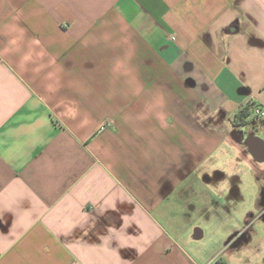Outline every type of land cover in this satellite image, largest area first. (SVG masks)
I'll return each instance as SVG.
<instances>
[{"label": "crops", "instance_id": "crops-1", "mask_svg": "<svg viewBox=\"0 0 264 264\" xmlns=\"http://www.w3.org/2000/svg\"><path fill=\"white\" fill-rule=\"evenodd\" d=\"M249 104L264 0H0V264H264L257 230L199 256L174 228L233 211L227 167L234 200L264 179Z\"/></svg>", "mask_w": 264, "mask_h": 264}, {"label": "rangeland", "instance_id": "rangeland-1", "mask_svg": "<svg viewBox=\"0 0 264 264\" xmlns=\"http://www.w3.org/2000/svg\"><path fill=\"white\" fill-rule=\"evenodd\" d=\"M227 169H229L228 171L230 172L229 176L224 180L221 181V179H217L216 181V186H217V200L219 202H225L226 204L230 202H232V204H234L233 206V211L231 210H227L224 209L222 206L218 207V209L215 210H210L208 211L207 209L200 211L201 214H205V216H201L198 214V211L193 210L190 211L191 214V221L195 222L196 225H188V226H178V227H174L175 229H180L183 228V232H187V230L189 231L188 233H186L187 236L190 235L189 239H191L190 243H182L181 245L184 246L185 251L189 252L191 255H199V256H205L208 254H211L212 252L217 251L220 247H224L226 241L229 239V237L232 235V233L229 234H225L222 237V232L224 230V228H226L225 224L228 223H235L237 222V219L240 217V213L242 212V210L245 208V205H249L250 207H252V209H248L247 211H244V215L245 217L247 216V214H252L255 213L256 215H259L260 210H256L255 203L257 201H261L260 198H262V193H263V189L262 187H264V179L262 180H256L255 175L253 174V172H250L249 178H243L242 181V187L244 190L248 191V193H244L242 192L239 193L238 199L234 200L233 198L236 196L235 192L234 195H230V193L228 195H224L221 194L220 189L224 188V184L225 188L228 186V190L230 191L232 188L235 189V187H239V180L235 179V175H232L233 172L235 171L234 167H227ZM251 166L249 168V170H251ZM248 170V171H249ZM219 189V190H218ZM238 191H240L238 189ZM230 204V203H229ZM228 212H232L234 213V216H231V214H228ZM245 219L244 218L241 222L237 223L240 224V228L245 225ZM257 221V222H256ZM255 225H254V229L255 231L257 230L259 235H261V237L264 236V217L262 218H257L255 220ZM194 224V223H193ZM243 224V225H242ZM242 225V226H241ZM197 228H200L204 231V236L202 238L197 239L194 236V232ZM247 254V253H246Z\"/></svg>", "mask_w": 264, "mask_h": 264}, {"label": "flooded vegetation", "instance_id": "flooded-vegetation-1", "mask_svg": "<svg viewBox=\"0 0 264 264\" xmlns=\"http://www.w3.org/2000/svg\"><path fill=\"white\" fill-rule=\"evenodd\" d=\"M262 189H263L262 198H261L262 207L260 209L259 215L252 213L246 220L245 225H243L240 229L232 233V235L235 233L236 235L234 236L233 240L229 244H227V246H229L230 248L236 249L241 245L243 246L247 241H250L253 238V235L255 233L254 221L257 218L264 217V187H262Z\"/></svg>", "mask_w": 264, "mask_h": 264}, {"label": "water", "instance_id": "water-1", "mask_svg": "<svg viewBox=\"0 0 264 264\" xmlns=\"http://www.w3.org/2000/svg\"><path fill=\"white\" fill-rule=\"evenodd\" d=\"M250 139H252L254 141H257L260 144L264 145V139H262V138H260L258 136L253 135V136L250 137ZM250 150H251V153H252V155L254 156V158L256 160H258L260 162H264V152L261 154L260 151H257L259 149L253 148V147H250ZM235 235H236V233L229 237V239L227 240L226 245L229 244L233 240ZM202 236H203L202 230L197 229L196 233H195V237L198 239V238H201Z\"/></svg>", "mask_w": 264, "mask_h": 264}, {"label": "trees", "instance_id": "trees-1", "mask_svg": "<svg viewBox=\"0 0 264 264\" xmlns=\"http://www.w3.org/2000/svg\"><path fill=\"white\" fill-rule=\"evenodd\" d=\"M252 111H253V105L252 104L245 106L236 115V122H239L241 124L248 122L250 117H252V113H253Z\"/></svg>", "mask_w": 264, "mask_h": 264}, {"label": "built area", "instance_id": "built-area-1", "mask_svg": "<svg viewBox=\"0 0 264 264\" xmlns=\"http://www.w3.org/2000/svg\"><path fill=\"white\" fill-rule=\"evenodd\" d=\"M252 112H253L252 113V117H255V118H264V111L261 108H259V107H253V111ZM252 117H250V118H252ZM106 126H107V123H102L101 128H104ZM208 264H220V262L217 261V259H214V260H212Z\"/></svg>", "mask_w": 264, "mask_h": 264}]
</instances>
